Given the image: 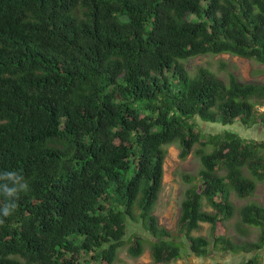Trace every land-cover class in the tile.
<instances>
[{"label":"trees","instance_id":"trees-1","mask_svg":"<svg viewBox=\"0 0 264 264\" xmlns=\"http://www.w3.org/2000/svg\"><path fill=\"white\" fill-rule=\"evenodd\" d=\"M222 53L264 65V0H0V173L28 184L0 212V264H115L128 241L134 258L148 242L156 264L186 252V264H225L219 246L262 264L264 205L240 210L258 241L214 232L235 212L231 192L250 197L264 180V142L229 128L264 125V81L184 65ZM214 123L224 128L206 131ZM174 143L202 164L176 232L155 214ZM202 222L212 239L192 234ZM130 223L149 237L126 240Z\"/></svg>","mask_w":264,"mask_h":264},{"label":"rangeland","instance_id":"rangeland-1","mask_svg":"<svg viewBox=\"0 0 264 264\" xmlns=\"http://www.w3.org/2000/svg\"><path fill=\"white\" fill-rule=\"evenodd\" d=\"M184 65L192 74H195L197 70L203 66L210 68L219 77L225 80H228V74L233 72L243 81H264V65L262 63L255 59H248L229 53L192 57L185 60ZM230 127L243 137L257 139L259 142L264 140V129L259 128L258 126H243L242 124L235 123L232 126H229V128ZM223 128L224 127L220 124H213L212 126L211 124H207V126H205L206 131L210 130V132H219ZM201 168V159L193 151L185 160H182L179 158V149L176 146L168 148V154L164 163L163 187L156 204L155 214L158 216L159 223L172 232L177 231L181 202L185 198L186 189L191 186L189 178L194 177L198 181V175ZM223 173V170H219V174ZM257 184V190L252 198H239L233 194L232 191L230 200L235 206V213L232 218L219 223L218 227L215 229L216 234H228L235 238L239 243L242 241H256L258 239L261 234V230L258 227L248 225L243 226L246 230L245 234L241 232L240 228L241 207L252 202H257L259 204L264 203V181H259ZM203 202V208L212 211V208L207 205L205 199ZM139 225L140 224L134 223L128 224L126 240L130 237H134V234L142 235L146 238L149 237ZM211 233V224L207 222L202 223V227L199 230L194 231L195 235L203 234L210 238ZM129 245L130 242L128 241L119 250L115 264H156L151 257L148 242L145 244V252L137 258H134L129 254ZM226 259H229V257ZM187 261L188 253L186 252L184 256L178 260L161 264H186ZM237 261L238 256H232V258L225 263L237 264Z\"/></svg>","mask_w":264,"mask_h":264},{"label":"clouds","instance_id":"clouds-1","mask_svg":"<svg viewBox=\"0 0 264 264\" xmlns=\"http://www.w3.org/2000/svg\"><path fill=\"white\" fill-rule=\"evenodd\" d=\"M222 54H224V53H222ZM218 55V54H217ZM248 59H250V58H248ZM256 108H257V110L259 111V113H264V102H260V103H258L257 105H256ZM201 121V120H200ZM215 124V123H214ZM217 124H219V123H217ZM206 125V124H205ZM213 124H211V126H212ZM221 125V124H220ZM207 126V125H206ZM249 126H258L259 128H262V129H264V125H260V124H253V125H249ZM238 133V132H237ZM239 134V133H238ZM240 135V134H239ZM241 136V135H240ZM241 137H243V136H241ZM244 139H246V140H252V141H256L257 143H262V142H264V140L263 141H258L257 139H253V138H246V137H243ZM171 146H176L178 149H179V158H180V148H179V146H178V144L176 143H174V144H169L168 146H167V154H168V148L169 147H171ZM194 152V151H193ZM189 156V155H188ZM166 157H167V155H166ZM166 157H165V159H166ZM200 158V157H199ZM165 159H164V163H165ZM180 159H182V158H180ZM182 160H185V159H182ZM219 170H223L224 171V173L226 172L224 169H219ZM219 170H218V172H219ZM244 171L249 175V176H251V174H250V172L248 171V170H245L244 169ZM223 173V174H224ZM163 175H164V164H163ZM199 175H200V173H199ZM199 175H198V177H199ZM195 181H196V183H200V179L197 181V179H195ZM264 181V180H263ZM191 182V181H190ZM259 181H257V183H258ZM191 185H193L194 183H190ZM257 186H258V184H257ZM256 190H257V187H256ZM256 190L254 191V193L250 196V197H245V198H252L253 196H254V194H255V192H256ZM21 191H28V184H27V182L24 180V178L22 177V176H20V175H18L17 173H15V172H4V173H0V195H2L4 198H5V202L3 203V206H2V208H0V212H2V214H3V216H8V215H10L15 209H16V203H15V199L14 198H16V197H18V194L21 192ZM232 193V192H231ZM233 194H235L236 196H238L234 191H233ZM231 196H232V194H230ZM239 197V196H238ZM239 198H241V197H239ZM205 200H206V198H204ZM203 199V200H204ZM231 201V200H230ZM204 203V202H203ZM206 203H207V200H206ZM252 203H257V202H252ZM233 204V203H232ZM248 204H250V203H248ZM257 204H259V203H257ZM207 205L208 206H210L208 203H207ZM234 205V204H233ZM245 205H247V204H245ZM244 205V206H245ZM259 205H264V203H260ZM211 207V206H210ZM235 207V206H234ZM212 208V207H211ZM242 208V207H241ZM204 209V208H203ZM204 210H206V209H204ZM207 211H210V210H207ZM212 211H214V209L212 208ZM211 212V211H210ZM235 213V212H234ZM234 215V214H233ZM240 216H241V214H240ZM233 217V216H232ZM231 217V218H232ZM242 218V217H241ZM240 218V219H241ZM230 219V218H229ZM225 220H228V219H223V221H225ZM222 221V222H223ZM240 224H241V226H240V228H241V232H243L244 234L246 233V230L244 229L245 227H243V226H246V225H248V226H256V227H258L260 230H261V233H262V226H260V225H249V224H245V223H243L242 222V219L240 220ZM202 223H205V222H202ZM202 223H201V227H202ZM207 223H209V222H207ZM211 224V223H210ZM212 228V227H211ZM199 230V229H198ZM194 231H196V230H194ZM194 231L192 232V234L193 235H195L194 234ZM212 232H213V230H212ZM215 232V231H214ZM203 235V234H202ZM248 235V234H247ZM261 235V234H260ZM195 236H197V235H195ZM204 236H206V235H204ZM224 236H226L229 240H232V242L235 244V245H241V244H244V243H247V242H256V241H258L259 239H260V236L258 237V239L256 240V241H242L241 243H239V242H237L236 240H235V238H233L232 236H230V235H228V234H224ZM212 233H211V238L210 239H212ZM126 244V243H125ZM129 247V246H128ZM223 246H219V247H216V248H214V249H212V254H214V255H219V256H224V258H225V262L227 261V260H230L231 258H232V256H238V261H237V264H245L246 263V261H247V258L250 256V255H252V253H248V254H246V252H243V251H241V252H238L237 254H234L233 253V251H228V252H224V249L222 248ZM260 253H261V255H260V257H261V260H262V264H264V249H262L261 251H260ZM227 257H229V259H226ZM231 257V258H230ZM205 259V257H200V258H197V261L198 262H201V261H203ZM240 260H241V262H240ZM226 264V263H225Z\"/></svg>","mask_w":264,"mask_h":264}]
</instances>
